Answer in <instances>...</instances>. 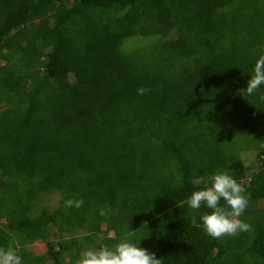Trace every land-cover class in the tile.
<instances>
[{
	"label": "trees",
	"instance_id": "trees-1",
	"mask_svg": "<svg viewBox=\"0 0 264 264\" xmlns=\"http://www.w3.org/2000/svg\"><path fill=\"white\" fill-rule=\"evenodd\" d=\"M262 54L264 0H0V247L23 264L124 240L161 264H264V85L238 93ZM222 171L253 230L217 240L185 201Z\"/></svg>",
	"mask_w": 264,
	"mask_h": 264
},
{
	"label": "clouds",
	"instance_id": "clouds-1",
	"mask_svg": "<svg viewBox=\"0 0 264 264\" xmlns=\"http://www.w3.org/2000/svg\"><path fill=\"white\" fill-rule=\"evenodd\" d=\"M264 85V54L255 62L253 75L244 89L238 93L242 97H249ZM151 89L141 87L137 89L138 95L150 93ZM264 100V95L260 96ZM209 186L202 190L194 191L185 201L193 211H199L201 207L211 210L200 216L201 223L196 216L191 218L193 227H203L205 233L213 239L233 237L239 233H248L253 230L252 225L239 219L246 211L249 204V196L246 190L228 172L222 171L208 177ZM221 201L224 205L221 206ZM83 199H68L66 208H81ZM0 264H23L22 258L14 249L0 247ZM76 264H161L155 253H149L147 249L127 240L121 241L113 248L102 247L100 249H88L81 253Z\"/></svg>",
	"mask_w": 264,
	"mask_h": 264
},
{
	"label": "rangeland",
	"instance_id": "rangeland-1",
	"mask_svg": "<svg viewBox=\"0 0 264 264\" xmlns=\"http://www.w3.org/2000/svg\"><path fill=\"white\" fill-rule=\"evenodd\" d=\"M4 62L0 61V65H2ZM247 148H250V150L255 151V146L254 144L248 145ZM241 150H237L241 154V159L242 162L244 163V168H246L247 172H250L253 170V166H255V160L257 159L256 155L254 152H244ZM243 168V169H244ZM58 200L57 195L53 192L48 195H45V197L42 198L41 204L48 210L51 209ZM42 244H33V245H28L26 246L27 251H30L32 253H36L38 251H44V247L41 246ZM42 249V250H41Z\"/></svg>",
	"mask_w": 264,
	"mask_h": 264
}]
</instances>
